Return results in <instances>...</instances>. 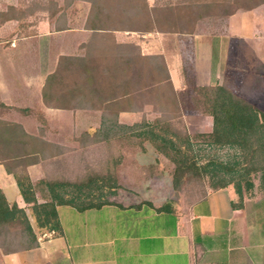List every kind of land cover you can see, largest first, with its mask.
<instances>
[{"label":"crops","instance_id":"1","mask_svg":"<svg viewBox=\"0 0 264 264\" xmlns=\"http://www.w3.org/2000/svg\"><path fill=\"white\" fill-rule=\"evenodd\" d=\"M16 28L14 20L0 24V108L7 111L0 120L19 124L41 146L18 158L10 149L12 154L0 158V189L10 203L25 208L39 246L10 253L0 248V264H264V220L253 210L252 216L247 213L245 200L238 205L231 186L211 189L189 203L176 201L171 175L151 140H98L92 134L101 126L100 107L47 105L43 89L58 56L50 60L41 44L11 40ZM227 32L264 71V3L231 14ZM83 33L89 37L91 31ZM188 35L191 61L181 58L177 41L172 49L155 52L164 55L175 89L185 87L188 78L200 86L222 84L217 53L222 54L223 43L208 34ZM140 117V110L123 108L118 119L132 125ZM18 159L24 163L15 164ZM21 168L38 203L50 201L53 192H90L98 194L100 205L84 210L58 205L61 230L39 227L33 203L24 200L17 182ZM166 203L170 210H157Z\"/></svg>","mask_w":264,"mask_h":264},{"label":"rangeland","instance_id":"2","mask_svg":"<svg viewBox=\"0 0 264 264\" xmlns=\"http://www.w3.org/2000/svg\"><path fill=\"white\" fill-rule=\"evenodd\" d=\"M103 1L106 7L102 13L104 16L119 13L117 9L112 8L114 0ZM147 2L151 8L171 6V11L177 19L172 20L171 25L163 23L161 28L151 32L116 31L113 33L114 36L104 35L105 33L93 35V31L85 28L90 25L93 13L92 5L88 1L0 0V24L14 20L17 28L9 36L11 40L26 39L41 44L45 49H42L43 54L48 52L50 60L51 57L58 56L55 69L51 73L57 70L62 56L86 58V66L92 69L93 84L86 83L88 73L80 61H63L57 70L56 80L48 89L53 95L54 103H58V96L67 95L69 104L100 107L104 112L118 116L123 108H134L140 110V118L152 123L157 118H162L156 127L157 132L168 137L172 136L173 132H179L178 137L174 138L189 161L185 164L174 161L182 159L183 155L170 148H166L165 153L160 152L163 169L165 173L167 171L171 175L173 185L174 177L178 175V171L181 172L179 186L177 188L174 186L176 190L174 200L189 203L203 197L209 190L221 186H231L235 190L234 183L243 172L240 170L241 164H238L242 160L241 153L235 147L211 144L209 134L212 131V117L204 112L205 96L201 86L188 78L185 81L186 86L179 90H176L172 83L174 93L168 81L164 79L165 73L157 68L161 59L150 57L152 55L164 57L163 54L155 52L163 47L172 49L177 41L181 45V58L185 57L186 61H191L193 53L190 47L189 49L186 47L190 46L192 37H188L190 36L188 34L211 35L215 40H219V45L223 43L220 50L222 54L217 53L220 83L264 111V71L251 62L247 48L240 49L239 41L231 38L227 32L230 13L252 10L253 6L262 0H147ZM168 13L167 9L159 10L160 15ZM63 26L66 28L58 29ZM170 28L188 32L163 31ZM85 30L91 31L89 37L83 33ZM169 33L177 35L170 37ZM113 39L118 43L135 46L131 48L130 56L134 59L130 65L123 61L127 58L128 52L119 48ZM197 40L199 44L202 41L201 37ZM32 48L34 50L35 47ZM142 51L146 54L142 55ZM171 61L173 63L174 59ZM73 88L80 89L72 93ZM126 91L129 93L125 94ZM106 97L113 99L104 103ZM6 112L0 108L1 116ZM0 130V158H3L9 153L12 154L9 150L16 146L7 144L9 136L4 133L1 125ZM20 138L26 141L27 144L24 145L27 148H32L31 146L36 143L21 135ZM37 146L40 147L41 144L37 143ZM91 163L95 164L96 161ZM241 185L247 213L252 216L253 210L257 218L264 220L261 173H251L249 180H241ZM13 236L11 235V238Z\"/></svg>","mask_w":264,"mask_h":264},{"label":"trees","instance_id":"3","mask_svg":"<svg viewBox=\"0 0 264 264\" xmlns=\"http://www.w3.org/2000/svg\"><path fill=\"white\" fill-rule=\"evenodd\" d=\"M85 1L91 3L93 11L92 16L90 17V25L85 28L93 31V35H97L99 33H105L104 35H113L116 31L151 32L155 29L161 28L163 23L171 25L172 20L174 21L177 19L171 11V6H166L164 8H151L147 0H114L112 8L117 9L119 13L114 15L107 14L105 16L102 14L103 9H106L103 0ZM261 3H264V0H262ZM261 3L255 6H258ZM161 9H167L169 10V13L160 15L159 10ZM233 13L234 12L229 15ZM65 28L66 27L63 26L58 29ZM163 31L188 32L185 30H173L171 28ZM116 44L119 48H123L128 52V56L126 54L127 58L123 61L125 64L130 65L131 61L134 59L130 56L131 48H135V46L120 42H116ZM150 58L161 59V63L157 65V68L165 73L164 79L168 81L175 93L164 57L162 55H152ZM75 60L80 61L81 65H84L86 72L88 73L86 83H92V69L86 66L87 61L84 56H62L60 58L58 68L63 61L72 62ZM57 70L47 76L43 89L45 103L49 106L59 108L80 107L77 104H69L70 102L67 95L58 96V103H54L52 98L53 95L48 92V89L57 78ZM79 89L80 88H73L72 93H75ZM201 90L205 96L204 112L208 113L213 118V129L209 134L211 137V144L235 147L241 153L242 160L238 164H241L240 170L243 172L234 184L235 191L239 195L240 199L238 205L243 207V190L241 180H249L251 173H261L264 196V111L254 106L252 103L242 98L223 84L201 86ZM128 93L129 91L125 92V94ZM112 99V97H106L103 101L104 103H108ZM161 121L162 118H157L156 121L152 123L144 118L140 122L129 125L119 122L118 114L104 112L102 114L101 126L92 134V136L98 140H107L118 137L149 139L155 144L159 152L165 153V149L170 148L177 154L183 155L182 159L174 161L180 164H185L189 161V158L184 156L181 146L177 144L174 138L178 137L179 132H173L170 137L161 132H157L156 127ZM0 125L3 126L4 133L9 136L7 144L10 146H16L14 148H10L11 151L14 152L15 158L37 152V143L40 144V141H37L38 139L36 137L27 134L19 124L7 123L0 120ZM20 135L30 138L36 143L31 146L32 148H27L24 145L27 144L26 141L24 142L21 140ZM84 135L91 134L86 133ZM22 163H24V160L22 159L15 161V164L17 165ZM179 174H181V172L178 171V175L176 174L174 177V186H176V188L180 183L181 175ZM15 175L24 200L27 203H33L32 209L39 227L55 231L61 230V224L57 211L58 205L69 204L79 210L100 205L98 194L90 192H80L75 194H61L59 192H53L52 199L50 201L38 203L33 184L30 181L25 169L21 168L18 172H15ZM50 184L51 186H55L59 183L52 182ZM234 206H236V204H234ZM170 208V203H166L157 208V210L168 211ZM13 233H15V236H13ZM11 235L13 238H11ZM38 246V236L32 227L25 208L20 207L16 202L10 203L3 191L0 189V247L5 253H10Z\"/></svg>","mask_w":264,"mask_h":264}]
</instances>
